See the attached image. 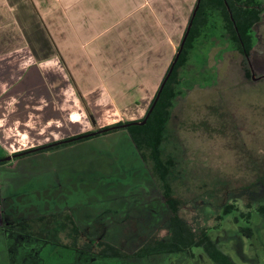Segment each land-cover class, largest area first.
Listing matches in <instances>:
<instances>
[{
	"label": "rangeland",
	"instance_id": "374dc122",
	"mask_svg": "<svg viewBox=\"0 0 264 264\" xmlns=\"http://www.w3.org/2000/svg\"><path fill=\"white\" fill-rule=\"evenodd\" d=\"M249 1L260 20L251 30L247 56L226 35L220 12L207 13L208 23L178 71L162 148L164 158L174 161L170 183L183 203L180 215L193 231H206L234 264H264V0ZM178 46L174 42L172 52ZM109 137L67 153L91 157L89 163L74 162L71 171L61 157L45 162L70 182L59 187L39 181L37 187L31 184L32 193L2 198L3 218L32 220L20 231L32 234L14 233L27 243L7 242L1 234L0 258L10 264H79L70 248H96L104 241L132 255L147 242H170L171 214L159 184L134 147ZM93 149L102 150V158ZM3 183L0 173V188ZM225 208L232 212L225 215ZM51 214L56 215L47 217ZM41 216L43 221L36 219ZM71 221L83 234L75 236ZM241 228L251 229L250 238ZM37 243L48 246L41 251ZM81 259L82 264H214L200 247L143 260Z\"/></svg>",
	"mask_w": 264,
	"mask_h": 264
},
{
	"label": "crops",
	"instance_id": "0c3cea01",
	"mask_svg": "<svg viewBox=\"0 0 264 264\" xmlns=\"http://www.w3.org/2000/svg\"><path fill=\"white\" fill-rule=\"evenodd\" d=\"M199 1L0 0L4 218L3 197L32 193L31 184L39 181L59 187L70 182L65 172L46 167L51 158L66 159L71 171L74 162L89 163L91 157L67 153L108 136L135 151L125 130L107 132L146 119ZM91 152L103 156L102 150ZM1 234L7 242H28L19 234ZM0 264L10 263L0 258Z\"/></svg>",
	"mask_w": 264,
	"mask_h": 264
},
{
	"label": "trees",
	"instance_id": "16d2710c",
	"mask_svg": "<svg viewBox=\"0 0 264 264\" xmlns=\"http://www.w3.org/2000/svg\"><path fill=\"white\" fill-rule=\"evenodd\" d=\"M249 2V0H201L173 70L146 120L142 119L136 122H129L124 128H120L122 124H119L117 129L107 132L112 133L125 130L143 162L149 167L153 179L159 184L163 199L171 214L169 219L170 242H147L132 255H129L122 249L101 241L97 243L96 248L88 244L83 245L81 248L83 252L102 258L133 257L143 260L152 256L191 252L192 248L200 247L214 264H234L230 257L219 248L218 244L211 239L206 231L200 233L193 231L180 215L183 203L176 196L174 187L170 183V174L174 167V161L171 158H164L162 148L166 140L165 134L171 117L173 101L176 96L178 71L186 65L189 51L193 48L194 43L201 35L202 29L208 23L207 12L211 10L220 12L226 35L247 56L251 50V30L260 20L259 9L254 5L251 6ZM5 163L0 162V165ZM260 211L264 214V207ZM231 212V208H225L224 210L225 215ZM247 218H249V214ZM0 219L2 220L1 227L14 232H20L21 229H28L32 223V220H20L14 223H8L3 217H0ZM37 219L43 221L45 217H39ZM71 224L75 236H79L80 231L74 221H71ZM240 232L250 238L252 231L250 228H241ZM24 234L29 235L32 233L24 231Z\"/></svg>",
	"mask_w": 264,
	"mask_h": 264
},
{
	"label": "flooded vegetation",
	"instance_id": "af4514ba",
	"mask_svg": "<svg viewBox=\"0 0 264 264\" xmlns=\"http://www.w3.org/2000/svg\"><path fill=\"white\" fill-rule=\"evenodd\" d=\"M3 217V216H2ZM4 219V218H3ZM5 220V219H4ZM5 221H7V220H5ZM8 223H10V222H8ZM1 225H2V220L0 219V229L2 230H5V232H11V233H15L14 231H9L8 229H5V228H3V227H1ZM79 229V228H78ZM80 231V230H79ZM18 233V232H17ZM21 234V233H20ZM22 234H24V233H22ZM21 234V235H22ZM81 234H83V232H81L80 231V235ZM24 236H26L25 234H24ZM27 237V236H26ZM37 240V239H36ZM37 245H39L38 247H40V249H41V251H43L47 246H48V244L47 245H45L44 247H41L40 246V244H38L37 243ZM69 252L70 253H72L73 255H75L76 253L78 254V263L79 264H82V259L81 258H83V257H86V258H88L89 260H92V261H94V260H100V258H102V257H98V256H94V255H90V254H88V253H85V252H83L81 249L80 250H75V249H73V248H70V250H69ZM99 258V259H98ZM120 259H124V258H120Z\"/></svg>",
	"mask_w": 264,
	"mask_h": 264
},
{
	"label": "water",
	"instance_id": "95a60500",
	"mask_svg": "<svg viewBox=\"0 0 264 264\" xmlns=\"http://www.w3.org/2000/svg\"><path fill=\"white\" fill-rule=\"evenodd\" d=\"M199 2H200V1H199ZM199 2H198V4H197V6H196V10L199 8ZM191 24H192V23H191ZM191 24H190V26H189V29L191 28ZM188 32H189V31H188ZM188 32H187V34H188ZM186 36H187V35H186ZM185 38H186V37H185ZM184 42H185V40H184ZM184 42H183V45H184ZM183 45H182L181 48L179 49V52H178V54H177V56H176V59H175L173 65H172V67H171V69H170L169 75L171 74V72H172V70H173L174 64L176 63V60H177L178 55L180 54V52H181V50H182V48H183ZM169 75H168V77H169ZM168 77H167V79H168ZM167 79L164 81V83H163V85H162V87H161V90H162L164 84L166 83ZM161 90L159 91V94H160ZM159 94H158L157 98L155 99V102H154V104H153V106H152L150 112H151L152 109L154 108V106H155V104H156V102H157V100H158V98H159ZM149 114H150V113H149ZM149 114H148V115H149ZM148 115H147V117H148ZM147 117H146V118H147ZM145 120H146V119H145ZM7 159L9 160V159H11V157H9V158H7Z\"/></svg>",
	"mask_w": 264,
	"mask_h": 264
}]
</instances>
